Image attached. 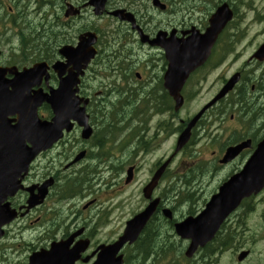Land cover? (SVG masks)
Returning <instances> with one entry per match:
<instances>
[{
	"label": "flooded vegetation",
	"instance_id": "af4514ba",
	"mask_svg": "<svg viewBox=\"0 0 264 264\" xmlns=\"http://www.w3.org/2000/svg\"><path fill=\"white\" fill-rule=\"evenodd\" d=\"M160 1L164 9L155 6L154 0H107L104 13L95 16L91 0H11L12 6L9 9L13 12V17L8 19L4 16L7 15L6 0H0V9L4 10L0 14V25L3 22L6 24V27L0 26V30H4L3 34L6 36L5 46H3V39H0V68L6 71V85H27L22 72L36 65L37 70L32 85H41L45 92L50 91L51 87L60 85L61 79L68 74L69 70L74 69L71 58L73 51L70 48H75L79 44L80 37L87 32H95L98 37L97 54L80 76L79 83V96L88 100L86 110L89 114V123L93 128L92 134L84 138L82 129L75 125L52 148L38 154L29 164L27 172H20L19 177L22 175L24 188L6 200V208L17 210L19 216L5 226L4 236L0 237V241L8 239L11 228L16 225L17 229L37 230L39 238L37 242H31L27 250L19 244L7 246L0 242V264H28L32 254L48 251L53 242L68 240L74 233L82 230V235L76 239L73 238L69 244L71 249L77 240L86 238L87 233L95 235L97 231L115 223V210L121 207L122 202L115 203L113 198L107 200L108 203L102 207V211L94 216L90 215L88 221L85 219L82 226L77 229L74 228L73 222L61 221L59 211L72 212L76 205L75 197L80 196L84 191L91 192L92 185L103 180H109L107 183L115 186L112 196L120 198L124 191L137 182L138 173L150 164V174L147 181L142 183V193L144 186L166 159V156H163L156 161L154 158L148 161V157L154 151H159L163 144L170 141L171 123L177 122L174 126L177 132L173 134L176 141L178 135L196 114L184 113L188 100L196 97L188 92L185 86L182 89L185 104L180 110L175 111V103L164 85L163 78L168 65L166 57L162 48L150 44V41L154 40L160 32L170 34L175 31L176 36L181 38L183 33L187 35L192 28L203 31L206 22L201 20V23H198V20L187 19L185 13L181 15L184 4L186 9L188 7L187 0ZM149 2L151 9L158 14L168 13L169 15L163 20L154 22L157 17L155 18V15L148 10ZM229 2L231 3V0ZM34 8L36 10L33 11ZM202 9L195 6L188 13L193 14ZM71 10H78L79 13L67 15V11ZM115 10H127L134 14L135 22L130 23L113 16L112 13ZM187 11L188 9L185 10ZM27 13L40 15L39 23L36 25L22 22V15ZM87 15L95 17L94 24H88L91 19ZM105 19L112 22L105 23ZM108 25L114 28L109 26L108 29ZM40 26H46L45 34L41 33ZM238 35L231 36L236 38ZM65 47H70L68 56L61 53ZM27 56L35 58L28 63ZM57 63L62 65L57 66L58 71L55 68ZM65 64L67 66H64ZM63 68L65 73L61 75L60 71ZM96 80L99 81L98 85H102V89L93 92L91 85ZM113 86H117L122 91V95L119 91L113 90ZM258 86L261 103L259 106L257 104V106L251 105L252 108L247 107L244 116L251 121H254L252 118L264 117V85ZM255 87L256 85H252L249 90L254 93ZM247 102L249 106L250 101ZM124 106H131L130 118L127 117V109ZM42 108L48 111L46 118L51 119L53 114L50 106L44 103ZM16 117L10 116L8 120L16 119ZM0 119L4 120L0 123V131L6 135V115H0ZM234 119L235 116H232L231 120ZM244 120L247 119L244 118ZM214 123H218V113L215 108H210L193 127L188 146L174 157L172 163L178 156L189 160L192 156L198 155L200 150L196 151V154L187 152L196 144L215 148L218 144V127L210 130V126ZM240 124L243 127L242 119ZM262 130L257 123L247 130L230 129V136L234 140L225 143L219 152L212 150L211 158L201 157L197 161H190V164L195 166L200 159L205 158L208 164L220 168L231 166L241 160L240 166L232 172L233 174L240 170L258 142L264 137V123ZM215 133L217 136L214 135ZM248 138L252 142L249 148L241 152L229 164L220 163L228 146ZM80 154L81 158L75 161ZM130 168H133V181L126 184V173ZM169 171L170 168L166 170L161 183L167 178ZM191 172L192 169L189 173ZM105 173H107L106 178L103 177ZM185 174L186 172L183 175ZM16 175L18 172H15ZM190 178L185 176L176 178L175 185H180L183 179ZM51 180H53L52 185L44 200L27 209L28 200L39 194L40 187ZM194 182L193 185L197 180ZM160 192L164 195L169 194V187L161 189ZM125 200H131L130 194ZM253 201L255 206L252 214L257 213L259 220L256 225L255 223L250 225L249 220L245 218L247 222L242 221L246 209L251 208L245 205L228 218L214 239L213 250L216 249L215 257H219V263L221 261V264H264V193ZM91 202L92 200L84 202L82 206L84 211L96 204L97 199ZM142 202L141 206L137 204L134 206L135 214L146 206L147 201L142 200ZM76 214L79 215L80 212ZM129 214L135 215L132 211ZM190 214L192 211L188 210L186 216ZM117 231L119 229L114 230V232ZM8 251L11 252V256L6 254ZM244 251H249V255L239 262L238 257ZM13 257L15 261L10 260ZM85 257L90 259L91 253L89 251L83 253L82 259L77 264H89L90 262H85ZM200 261L203 264L202 255Z\"/></svg>",
	"mask_w": 264,
	"mask_h": 264
},
{
	"label": "water",
	"instance_id": "95a60500",
	"mask_svg": "<svg viewBox=\"0 0 264 264\" xmlns=\"http://www.w3.org/2000/svg\"><path fill=\"white\" fill-rule=\"evenodd\" d=\"M92 4L95 6V13L101 14L105 8L106 0H93ZM69 13L71 12L67 11V15ZM123 13L124 11H118L113 14L119 15L121 19L134 21L131 14L123 15ZM232 17V10L227 4H224L211 17V27L206 33L200 34L197 32L184 40H170L167 44L160 42V38L157 41H153V44L162 45L166 49L169 68L164 77L165 87L175 100L176 109H179L183 105L184 99L180 92L189 75L209 58L220 31ZM83 38L84 36L80 39L81 43L77 48V52H75L76 56L74 60L80 61L82 59L87 64L95 55V49L92 48V45L96 42V37L90 34V38L86 40L87 43L89 42L88 45L91 48L88 55H85L86 46ZM68 48H64L62 53H66ZM254 57L264 60V44L254 54ZM35 75V68L26 70L23 73V77L27 85H14V91L9 92L6 88V82L3 80L5 70L0 68V115H6L7 120L6 135L0 131V215L4 219L6 218V209L1 206V203L6 200V194H8L6 192L9 189V185H11L10 194H14L20 186L18 178L13 183L11 181L6 182V170H10L12 177V174L15 172L26 168L29 162L40 151L51 146L62 136L64 129L71 130L72 119L84 127L83 136L88 137L91 132L85 106H81L82 102L85 104L87 101L76 96L78 92L77 84L79 83L78 73H70L61 81L57 89H51L48 94L44 93L42 89L32 90L34 86H39L32 85ZM239 79L240 74H235L215 99L190 122L188 128L178 140L176 152L188 142L191 128L195 125L203 111L231 91ZM44 102L49 103L52 107L54 117L51 121L39 118L38 108ZM12 114L18 115L15 125H12L7 119ZM0 123H3V119H0ZM28 143L31 146H28ZM247 146H249V142L228 148L221 162H229ZM170 160L162 165L154 175L152 181L145 187L144 193L147 198H151L152 192L158 185V181L170 163ZM131 179L132 173L129 171L128 181ZM263 188L264 140L258 145L257 150L247 161L243 170L221 186L220 192L211 198L206 208L197 217H189L183 222L176 224L177 233L181 237L191 240L186 255L192 257L199 246L203 247L212 240L223 220L239 206L242 199L259 193ZM43 197L44 195L42 194L41 199ZM159 201V198L153 200L144 211L129 221L125 234L120 237L118 242L100 247L101 251L98 260L94 264H122L123 259L122 256L117 257L118 252L126 242L133 243L138 238L140 232L155 212ZM39 202L32 199L31 205H36ZM165 214L168 217H172L171 210H165ZM2 224L4 222H0V228ZM82 250L83 248L78 247L75 249L74 253L76 257H71L69 264L74 263ZM62 257L63 254L58 256L53 254V256L46 257L45 260L37 262L39 258L35 255L31 258V264H67L66 259H62Z\"/></svg>",
	"mask_w": 264,
	"mask_h": 264
},
{
	"label": "rangeland",
	"instance_id": "374dc122",
	"mask_svg": "<svg viewBox=\"0 0 264 264\" xmlns=\"http://www.w3.org/2000/svg\"><path fill=\"white\" fill-rule=\"evenodd\" d=\"M218 1V0H215ZM214 1V2H215ZM221 1V0H220ZM218 1V2H220ZM211 0H187L186 5L188 6V11L185 12L186 7L185 4L183 6L182 14L185 13V17L190 20H198V23H201V20L205 21L208 20L209 15L211 12L214 11L216 4L218 2L214 3ZM231 2L234 4V7L236 9V17L234 21L232 22L229 32L230 34H239L244 35V37L239 40H236L232 36H225L222 41L219 40V42L216 45V48L214 49V54H212L211 63L206 69L204 68L202 73L194 77L193 83L189 86L188 92L193 93L196 97L190 98L188 100L187 105L185 106L184 113L186 115L195 114L202 105H205L210 101V99L221 89L225 78H230L233 76L235 72H237L239 69L243 67V65L246 63V61L249 60V57L255 52L257 47L262 44L264 41V0H242V3L239 0H231ZM12 6L11 0H6V14L4 15L5 18H12L13 12L9 7ZM34 6V4L32 5ZM199 7L203 8L202 10H198L195 12V14H189V10L193 7ZM36 10V8L33 9V11ZM151 13H153L155 18L157 17V21L165 19L169 14H158L153 9H151V3L149 2V9ZM22 11V10H21ZM30 11V10H29ZM4 10L0 9V14L3 13ZM31 12V11H30ZM9 13V14H8ZM1 16V15H0ZM89 19H91V22L88 24H94V16H89ZM184 17V16H182ZM21 21L25 22L27 24L33 23L38 24L40 21V15L33 14V13H27L23 14L21 17ZM7 22V21H6ZM105 23H111L112 21L109 19H105ZM1 27H6V24L3 22ZM113 29L114 26L108 25ZM45 28L46 26H40L41 33L45 34ZM4 30H0V39H3V46H5L6 43V36H4ZM13 33V31H12ZM27 62H31L35 57L34 56H27ZM221 59V63L218 67L213 68V65L216 61ZM208 62V63H209ZM262 69H264V64H252L250 65V68L248 71L252 75L259 76L261 74ZM103 71V70H101ZM248 77V76H247ZM250 79H246L244 81L245 86L242 87V89L239 90L240 97H244L243 99L246 101H250L249 106H246L245 104L235 102L234 99L236 98L237 89L233 92V94L226 97L222 103L221 107H225V110L228 109H237V110H243L247 107H251V105L258 106L261 103V99L259 97V89L258 86H256V91L253 93L250 90H247V94L245 93V88L249 87L251 88L252 85H256L257 79L255 77L250 76ZM99 81H94L91 85L93 88V92L98 91L99 89H102V85H98ZM247 85V86H246ZM113 90L116 92L119 91L122 95V91L119 90L117 86L112 87ZM101 91V90H99ZM102 93V92H101ZM250 97H249V96ZM120 97V96H118ZM117 97V98H118ZM122 98V97H121ZM120 101V100H119ZM111 107V105H110ZM127 109V117L130 118L131 115V106H124ZM252 108V107H251ZM217 112H219V108L216 109ZM42 114H47L43 110L41 111ZM233 113V111L229 112L225 120H221L218 118V123H214L210 126V130H213V127H218L220 130L218 132V144L215 148L211 149L208 146H205L204 144L201 145H194L190 149H188V153L190 154H196V151H201L198 155L196 154V159L201 157H209L211 158L210 153L212 150H216L219 152L223 145L225 143H228L230 141V135L229 132L230 129L233 131L236 129L237 131H240L243 129H249L251 125L254 123H257V126L262 130L263 123H264V117L262 119H255L252 118L254 121L249 120L248 118L241 116L238 111L235 112L236 119L229 120L230 115ZM166 117V116H165ZM210 117V115H208ZM247 119V120H244ZM251 118V117H249ZM243 120V127L240 124V120ZM177 125V122H173V127L170 129L171 137L170 141L166 144H163L159 151H154L151 156L148 157V161H151L153 158L156 160L160 159L163 156H170L173 153V145L175 144V136L173 135L175 133L174 126ZM217 136V134H214ZM216 140V139H215ZM199 161L207 162L205 158L200 159ZM240 161L236 162L235 164L228 166V167H220L216 168L212 165L205 166L202 170H193L191 172L190 177L195 178H201L198 185H194V189L197 191V197H200L198 201L194 203L193 206H198L197 209L200 210L202 206L204 205L203 201L204 198L210 197L211 194L216 190V188L223 182V180L231 173L233 172L238 166H240ZM181 163V164H180ZM190 159L184 160L182 159V156H178L175 162L170 167V171L167 174V178L161 183V188L159 191H157V195L161 191V189L168 188L169 187V196L170 201L169 206L174 207L176 212L174 213L176 218H181L182 214L185 213L188 209V205H184L180 203V198L177 196V192L179 190H188L191 189L190 186L185 184V181L183 180L180 185H175L176 178L182 177V175L190 168ZM123 175H125V170H123ZM63 174V173H62ZM150 174V164L145 166V169L141 170L137 175V182L130 188H128L120 198L113 197L112 194L114 193L115 186H110L109 183H107L109 180H103L98 184L92 185L91 192L84 191L80 196L75 197L76 205L72 212L59 211V219L61 221H67L68 223L73 222L74 228H79L82 226L85 219H89V216H94L99 211H102V207L106 205L108 202L107 200L109 198H113V201L117 203L118 201L122 202L121 207L117 210H115L116 219L115 223L106 226L103 230L97 231V234H95L96 239H100L102 241L110 240L114 236H118V233H115V229H119L121 231L124 229L125 222L128 221V219L131 218V211L132 214L136 212L134 209V206L137 204L141 206L143 204L142 202V196H141V188L142 183L147 181ZM104 178L107 177V173L103 175ZM176 188V191L174 192L172 189ZM130 194L131 200L126 201L125 198ZM97 199L96 204H93L91 207L86 209L84 211L82 205L84 202H87L89 200ZM129 202V203H128ZM69 205V204H68ZM67 205V206H68ZM136 205V206H137ZM194 208V207H193ZM82 209V210H81ZM80 212L79 215L76 213ZM69 214V216H67ZM161 227L160 231L161 234L157 236L156 242H164L166 241V244L171 249V251L167 254L169 256L168 261L166 264H181V261L184 259L183 257V250L182 247L186 245L187 243L183 240H180L177 235L175 234L174 230L172 229L171 225L166 222L164 218H161L158 220ZM259 222L257 219V213H254L249 218V223L252 225L255 223V225ZM27 229V228H25ZM12 231L9 233V238L0 241L1 243L9 246L14 244H19L22 248H25L27 250L28 245L31 242H37L38 241V234L37 230H24L17 229V225L11 228ZM24 230V231H22ZM21 231V232H20ZM168 235L171 237L168 238ZM154 237V235H152ZM115 238V237H114ZM170 242L173 244V247L171 246ZM11 252H6L8 256H11ZM142 259V256L138 257L132 264H137ZM165 258L159 259L156 256L151 257V261L156 260L158 261V264H162ZM10 260L15 261V257L10 258ZM221 264V261L220 263Z\"/></svg>",
	"mask_w": 264,
	"mask_h": 264
},
{
	"label": "trees",
	"instance_id": "16d2710c",
	"mask_svg": "<svg viewBox=\"0 0 264 264\" xmlns=\"http://www.w3.org/2000/svg\"><path fill=\"white\" fill-rule=\"evenodd\" d=\"M261 79H262V80H261ZM258 80H259V82H258L257 85H263V82H264V75H262L261 78H258ZM243 98H244L243 96L240 97V100L242 101ZM224 112H226V111H224ZM219 113H223V110H222L221 112H219ZM148 253H149V251H148ZM148 253H147L146 255H148Z\"/></svg>",
	"mask_w": 264,
	"mask_h": 264
}]
</instances>
